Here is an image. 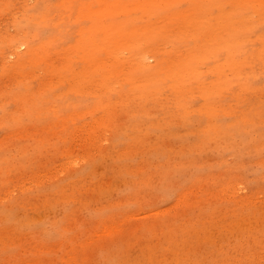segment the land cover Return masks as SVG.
<instances>
[{"label":"rangeland","instance_id":"rangeland-1","mask_svg":"<svg viewBox=\"0 0 264 264\" xmlns=\"http://www.w3.org/2000/svg\"><path fill=\"white\" fill-rule=\"evenodd\" d=\"M71 262L264 264V0H0V264Z\"/></svg>","mask_w":264,"mask_h":264},{"label":"bare ground","instance_id":"bare-ground-1","mask_svg":"<svg viewBox=\"0 0 264 264\" xmlns=\"http://www.w3.org/2000/svg\"><path fill=\"white\" fill-rule=\"evenodd\" d=\"M24 46H26V44L25 43H23L22 45H21V47H24ZM17 49V48H16ZM17 52V51H16ZM154 58V57H153ZM134 62V61H133ZM127 67V66H126ZM107 82V81H106ZM143 84V83H142ZM129 96V95H128ZM145 97V96H144ZM133 98V97H132ZM131 98V99H132ZM169 103V102H168ZM165 104V103H164ZM163 105V104H162ZM166 109V108H165ZM145 110V109H144ZM147 110V109H146ZM161 110V109H160ZM189 110V109H188ZM148 113V112H147ZM150 114V113H149ZM157 114H159V113H157ZM171 121V120H170ZM158 122V121H157ZM166 122V121H165ZM155 123V122H154ZM180 124V123H179ZM159 125V124H158ZM161 125V124H160ZM171 125V124H170ZM160 136V135H159ZM95 147V146H94ZM199 148V147H198ZM86 149V148H85ZM200 150V149H199ZM217 195V194H216ZM67 196V195H66ZM193 202H195V201H193ZM192 202V203H193ZM189 203V202H188ZM192 203L190 204V205H192ZM212 206V205H211ZM242 209H244V208H242ZM233 211H235L234 209H233ZM234 213V212H233ZM224 215H225V213H224ZM242 215V214H241ZM181 216V215H180ZM234 218V217H233ZM242 218V217H241ZM244 218V217H243ZM242 220V219H241ZM240 221V220H239ZM238 223V222H237ZM157 224V223H156ZM155 224V225H156ZM241 224V223H240ZM242 226V225H241ZM109 228H111V227H109ZM138 227H136V229H137ZM230 228V227H229ZM246 228V227H245ZM250 228V227H249ZM250 229H252V228H250ZM112 230H113V228H112ZM232 230V229H231ZM110 231V230H109ZM108 232V231H107ZM112 232V231H111ZM198 232V231H197ZM254 233V232H253ZM206 234V233H205ZM111 235H112V237H113V235H114V233L112 232L111 233ZM140 236V235H139ZM211 238V237H210ZM250 239H251V237H250ZM158 240V239H157ZM175 241V240H174ZM205 241V240H204ZM250 241H252V240H250ZM158 242V241H157ZM191 246V245H190ZM157 247V246H156ZM76 248V247H75ZM78 248V247H77ZM76 248V249H77ZM189 248V247H188ZM74 252H76V250H74ZM74 255H75V253H73ZM69 255V254H68ZM72 255V254H71ZM71 255H70V257H71ZM69 257V258H70ZM72 257H73V255H72ZM70 259H72V258H70ZM72 261V260H71ZM178 262V261H177ZM57 263V262H56ZM72 264H73V262H71Z\"/></svg>","mask_w":264,"mask_h":264}]
</instances>
